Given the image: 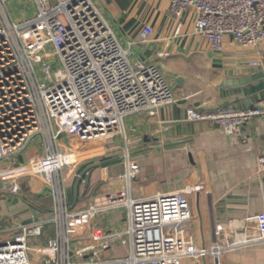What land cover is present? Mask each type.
Returning <instances> with one entry per match:
<instances>
[{
  "label": "built area",
  "instance_id": "obj_1",
  "mask_svg": "<svg viewBox=\"0 0 264 264\" xmlns=\"http://www.w3.org/2000/svg\"><path fill=\"white\" fill-rule=\"evenodd\" d=\"M31 1L34 15L15 21L6 0H0V161L34 142L37 152L27 163L0 170V181L14 182L8 187L12 194L19 193L21 178L42 181L49 189L50 215L19 224L10 239L1 240L0 264H181L185 258L220 256L264 242L262 211L237 228L229 220L215 223L211 245L198 246L191 196L202 185L134 198L130 184L139 168L129 156L123 188L84 209L69 205V177L77 159L67 139L91 142L121 133L125 142L127 116L175 99L157 65L130 59L136 43L151 39L149 26L123 46L93 0ZM190 7L197 13L193 32L213 51H222L226 34L243 47L258 48L264 41V0H169L176 18ZM57 64L49 83L38 78V71L48 73ZM255 117L264 119V98L246 108L187 109L188 121H206L228 135ZM258 167L263 170L264 157ZM119 209H125L120 225L93 224L95 215ZM47 225L53 229L47 244H30ZM113 244L126 252L100 257Z\"/></svg>",
  "mask_w": 264,
  "mask_h": 264
},
{
  "label": "crops",
  "instance_id": "obj_2",
  "mask_svg": "<svg viewBox=\"0 0 264 264\" xmlns=\"http://www.w3.org/2000/svg\"><path fill=\"white\" fill-rule=\"evenodd\" d=\"M93 1L123 46L135 40L143 26L152 29L148 42L132 47L130 59L157 65L175 99L125 118V143L130 147L129 157L139 168L130 184L131 195L138 198L202 185L191 196L196 218L194 234L198 246L208 247L215 223L229 220L237 228L245 217L264 211V168L258 167L259 158L264 157V119L255 117L239 132L228 135L206 121H188L187 109L246 108L264 98V77L247 87L223 85L227 78L264 71V41L258 48L243 47L226 34L222 51H213L204 37L193 32L197 16L194 8H187L176 18L169 11V0ZM6 9L15 21L35 13L31 0H6ZM32 144L21 155L22 162L37 152V145ZM115 169L111 165L95 169L78 190L74 181L72 191L67 193L69 205L84 209L120 189L123 185L115 181ZM114 184L117 187L111 188ZM49 205V189L42 181L31 176L20 179L19 195L9 191L0 194V241L10 239L21 223L49 218ZM123 217L119 211H107L95 215L93 224L110 228L120 225ZM52 236L53 229L47 225L43 235L31 239L30 244L45 245ZM125 252L126 247L113 244L100 257ZM213 254L214 257L185 258L181 264H264V242L228 250L220 256Z\"/></svg>",
  "mask_w": 264,
  "mask_h": 264
},
{
  "label": "rangeland",
  "instance_id": "obj_3",
  "mask_svg": "<svg viewBox=\"0 0 264 264\" xmlns=\"http://www.w3.org/2000/svg\"><path fill=\"white\" fill-rule=\"evenodd\" d=\"M51 63H53V61H51ZM58 66H59L58 64L52 65V67L49 68L48 73L38 71V74H37L38 78L42 81L46 80V82L49 83V79L53 78L54 72L58 68ZM121 140H123L121 133L112 135L110 137L101 138V139L91 141V142H79L76 140L67 139L68 144L71 145L76 150L75 151L76 156H73V159L75 157L77 159V162L75 164L76 167L74 169H71V172H70L71 177H69L70 179H69V185H68V192L72 191L71 189L74 186V181H77L76 182L77 190L79 188H83V182L86 178H88V176H91V172H94V170L98 168L102 170L103 166L110 167V165L115 166L116 168L114 172L115 181L117 183L120 182L123 185L121 188H123L124 182L126 181V179L123 177L125 174L124 163H125L126 157L129 156L130 154V149H129L130 147H129V144H125L124 140L123 141ZM33 144L36 145L35 142ZM89 148H92V149H89ZM88 150H91V151H88ZM82 151H86V152H82ZM24 152L19 155H15V156L1 160L0 165L1 164L2 165L0 166V169L8 168L9 164L16 166V165H21L23 163L29 162L31 158L28 159L26 162L21 161L20 157L22 154H24ZM19 180H18V183H19ZM12 183L14 182H12L11 179L0 181V194L4 195L5 193H7L9 190L8 187L12 185ZM117 183L115 184L117 185ZM115 184L111 188H116L117 186ZM43 185L45 184L43 183ZM14 195H19V193L17 192V194H14ZM124 210L125 209H119L116 211L124 213ZM195 216L197 215L195 214Z\"/></svg>",
  "mask_w": 264,
  "mask_h": 264
},
{
  "label": "water",
  "instance_id": "obj_4",
  "mask_svg": "<svg viewBox=\"0 0 264 264\" xmlns=\"http://www.w3.org/2000/svg\"><path fill=\"white\" fill-rule=\"evenodd\" d=\"M264 77V71L255 72L249 76L241 78H227L223 80V85L226 87H247L253 84L255 81L261 80ZM77 182V181H76ZM76 189V183H75Z\"/></svg>",
  "mask_w": 264,
  "mask_h": 264
}]
</instances>
